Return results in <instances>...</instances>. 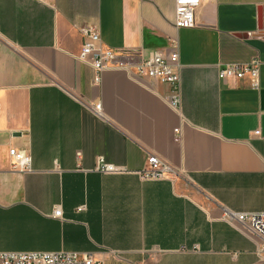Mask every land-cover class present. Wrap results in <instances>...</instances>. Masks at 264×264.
Returning a JSON list of instances; mask_svg holds the SVG:
<instances>
[{"label":"crops","instance_id":"1","mask_svg":"<svg viewBox=\"0 0 264 264\" xmlns=\"http://www.w3.org/2000/svg\"><path fill=\"white\" fill-rule=\"evenodd\" d=\"M195 16L177 28L175 0H0V251L264 264L262 240L221 219L223 207L264 211V0H201ZM89 26L133 61L176 40L179 109L169 84L123 69L95 83L77 58ZM255 58L258 87L249 75L218 77ZM12 147L31 170L12 167ZM149 154L191 181L140 178ZM97 156L127 171L101 173Z\"/></svg>","mask_w":264,"mask_h":264},{"label":"built area","instance_id":"2","mask_svg":"<svg viewBox=\"0 0 264 264\" xmlns=\"http://www.w3.org/2000/svg\"><path fill=\"white\" fill-rule=\"evenodd\" d=\"M201 0H175L174 25L177 28H190L196 24L195 12ZM82 48L78 60L88 64L94 71V82L98 83L101 73L109 68L126 70L133 77L149 78L155 82L169 84L172 94L166 97L168 104L179 109L180 99V77H179V54L176 40L166 50H154L147 58L133 61L131 50H116L102 43L99 30L96 26L81 28ZM249 75L252 86L258 87L260 81V60L253 59L249 63H230L218 69V77L222 80L229 78H243ZM95 110L101 113V104L95 105ZM177 136L180 129L174 130ZM259 134V130L255 131ZM11 165L13 168L27 171L31 170V157L24 149L12 147L9 151ZM81 156V152H77ZM95 170L101 173H123L127 169L124 166L112 164L104 158L97 156ZM142 179H175L183 178L191 181L185 168L176 167L158 157L149 154L146 166L136 172ZM82 209V207L78 208ZM53 217L60 218L61 208L53 211ZM221 219L225 220L238 230L250 234L262 240L260 251H264V211L260 212H235L228 208H222ZM0 264H104L102 260L96 259L90 253H80L67 250L42 251H0Z\"/></svg>","mask_w":264,"mask_h":264}]
</instances>
